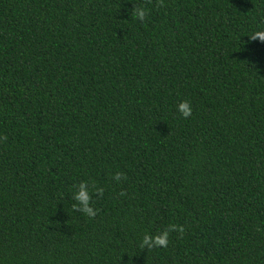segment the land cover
I'll list each match as a JSON object with an SVG mask.
<instances>
[{
  "label": "trees",
  "instance_id": "1",
  "mask_svg": "<svg viewBox=\"0 0 264 264\" xmlns=\"http://www.w3.org/2000/svg\"><path fill=\"white\" fill-rule=\"evenodd\" d=\"M261 29L264 0H0V264H264Z\"/></svg>",
  "mask_w": 264,
  "mask_h": 264
},
{
  "label": "clouds",
  "instance_id": "2",
  "mask_svg": "<svg viewBox=\"0 0 264 264\" xmlns=\"http://www.w3.org/2000/svg\"><path fill=\"white\" fill-rule=\"evenodd\" d=\"M157 7H164L165 0H156ZM131 15L135 17L136 20L143 23L149 15V10L143 5L134 3L131 9ZM249 40H259L264 42V29L257 30L248 36ZM178 112L187 118L192 114V108L190 101L181 100L177 104ZM0 140L6 141L7 136L0 137ZM113 181L120 182L127 179V176L122 172H115L111 175ZM93 192L100 197L103 196L104 188L98 187L94 183L90 185L89 181L81 180L76 186L75 191L72 194V199L75 201L72 205L73 211H78L83 213L89 218H94L97 214V209L92 206ZM120 196H125L126 193L121 191ZM176 232L180 237L183 236L185 232V227L183 225H178L175 223L169 224L160 231L156 233H145L140 242V249H153L157 247L166 248L169 244L170 233Z\"/></svg>",
  "mask_w": 264,
  "mask_h": 264
}]
</instances>
